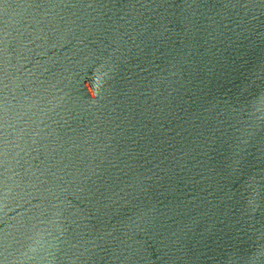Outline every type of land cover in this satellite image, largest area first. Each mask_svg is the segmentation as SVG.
Returning a JSON list of instances; mask_svg holds the SVG:
<instances>
[{
    "label": "water",
    "instance_id": "95a60500",
    "mask_svg": "<svg viewBox=\"0 0 264 264\" xmlns=\"http://www.w3.org/2000/svg\"><path fill=\"white\" fill-rule=\"evenodd\" d=\"M48 0H0V77L37 22Z\"/></svg>",
    "mask_w": 264,
    "mask_h": 264
}]
</instances>
